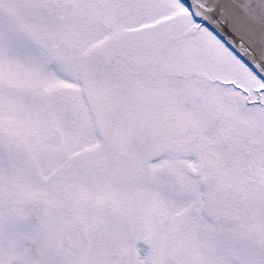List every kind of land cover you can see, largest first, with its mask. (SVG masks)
Returning a JSON list of instances; mask_svg holds the SVG:
<instances>
[{
  "label": "snow or ice",
  "instance_id": "snow-or-ice-1",
  "mask_svg": "<svg viewBox=\"0 0 264 264\" xmlns=\"http://www.w3.org/2000/svg\"><path fill=\"white\" fill-rule=\"evenodd\" d=\"M0 264H264V0H0Z\"/></svg>",
  "mask_w": 264,
  "mask_h": 264
}]
</instances>
